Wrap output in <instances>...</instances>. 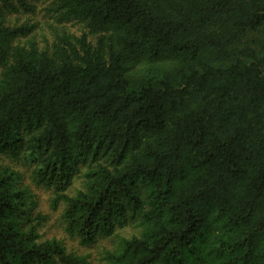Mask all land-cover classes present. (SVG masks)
<instances>
[{
	"label": "trees",
	"instance_id": "obj_1",
	"mask_svg": "<svg viewBox=\"0 0 264 264\" xmlns=\"http://www.w3.org/2000/svg\"><path fill=\"white\" fill-rule=\"evenodd\" d=\"M1 157L107 264H264V0H0V264H91Z\"/></svg>",
	"mask_w": 264,
	"mask_h": 264
},
{
	"label": "rangeland",
	"instance_id": "obj_2",
	"mask_svg": "<svg viewBox=\"0 0 264 264\" xmlns=\"http://www.w3.org/2000/svg\"><path fill=\"white\" fill-rule=\"evenodd\" d=\"M18 21L22 22L26 20L32 24L31 35L36 37L39 44L44 45L45 39L51 40V28L61 27L59 23L49 17V14L43 9V4L39 3L34 12L26 13L22 12L18 15H10V20L14 23ZM69 31L80 34L82 32V26L78 23H67L65 24ZM94 40V37H91ZM1 161L13 167L16 171L22 175V184L26 185L34 195L36 200V210L47 216L46 221L40 227V232L43 237L51 238L55 237L63 241L68 249L77 251L81 254H87L91 264H107L102 259V252L104 249L112 248L116 243L114 237H100L97 241L91 245H80L76 240L77 238L69 236L64 230V224L61 217L62 205L57 208L52 207L51 199L53 198L52 189H47L43 186H37L32 180L33 167L25 161H12L8 157H1ZM82 185V179L79 175L73 178L72 184L65 190V193L72 194ZM134 229L132 226L124 225L116 230V234L129 235L133 233Z\"/></svg>",
	"mask_w": 264,
	"mask_h": 264
}]
</instances>
